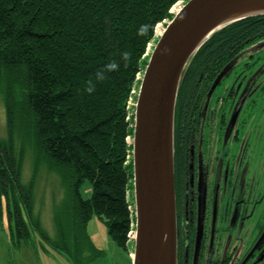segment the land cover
Wrapping results in <instances>:
<instances>
[{"label": "trees", "instance_id": "16d2710c", "mask_svg": "<svg viewBox=\"0 0 264 264\" xmlns=\"http://www.w3.org/2000/svg\"><path fill=\"white\" fill-rule=\"evenodd\" d=\"M178 1L0 0V98L6 113V137L0 139V221L5 216L16 243L34 230L73 264L89 263L103 255L85 230L94 215L131 264L130 101L156 26L171 18ZM262 37L264 15H257L227 25L203 43L180 82L174 141L180 91L191 65L202 54L211 55L212 47L241 48ZM112 62L118 67L107 70ZM98 72L104 79L96 78ZM22 128L30 129L34 148L66 188V204L52 220L55 238L41 228L32 213L30 189L20 183L23 153L14 148V133ZM83 179L92 187L89 199L79 193Z\"/></svg>", "mask_w": 264, "mask_h": 264}, {"label": "flooded vegetation", "instance_id": "af4514ba", "mask_svg": "<svg viewBox=\"0 0 264 264\" xmlns=\"http://www.w3.org/2000/svg\"><path fill=\"white\" fill-rule=\"evenodd\" d=\"M211 50L180 91L176 264H264V130L250 126L264 100V37Z\"/></svg>", "mask_w": 264, "mask_h": 264}, {"label": "water", "instance_id": "95a60500", "mask_svg": "<svg viewBox=\"0 0 264 264\" xmlns=\"http://www.w3.org/2000/svg\"><path fill=\"white\" fill-rule=\"evenodd\" d=\"M263 4L264 0H185L149 50L138 77L129 141L134 217L131 264H176L173 130L180 82L206 40L235 21L264 15V9H251Z\"/></svg>", "mask_w": 264, "mask_h": 264}, {"label": "rangeland", "instance_id": "374dc122", "mask_svg": "<svg viewBox=\"0 0 264 264\" xmlns=\"http://www.w3.org/2000/svg\"><path fill=\"white\" fill-rule=\"evenodd\" d=\"M185 0H182V3ZM180 4V3H179ZM179 7V6H178ZM174 6L171 14L178 8ZM169 19L157 24L155 38L149 43L147 53L160 34V29ZM264 71V63L260 66ZM262 71V72H263ZM139 77V76H138ZM264 77V74L262 75ZM138 85L134 88L137 92ZM135 96H133L134 98ZM135 100V99H134ZM134 100L130 101L133 107ZM250 126L253 125L264 130V100L260 101L253 111H250ZM6 137V113L0 98V139ZM130 141V139H129ZM35 139L30 129L22 128L14 133V148L23 153L20 170V183L30 189L32 199V213L39 219L41 228L51 237L55 238L56 230L53 225V216L61 210L67 201L66 188L60 176L49 170L48 163L43 155L34 148ZM79 193L83 199H89L92 187L88 179H83L79 186ZM131 195V193H130ZM131 203L133 198L129 196ZM133 206V204H132ZM24 211V210H23ZM86 233L93 245L102 251L103 255L86 264H129L126 252L118 247L107 233L102 219L92 216L86 223ZM133 229L130 232V246L133 249ZM131 252L128 254L131 258ZM0 264H73L62 252L50 246L36 231H30L27 240L14 241L10 235L6 218L0 221Z\"/></svg>", "mask_w": 264, "mask_h": 264}, {"label": "clouds", "instance_id": "9594fccd", "mask_svg": "<svg viewBox=\"0 0 264 264\" xmlns=\"http://www.w3.org/2000/svg\"><path fill=\"white\" fill-rule=\"evenodd\" d=\"M142 27H143V26H142ZM123 55H124L125 57H127V56H128V53L125 52V53H123ZM117 67H118V65H117L115 62H112V63H109V64L106 65V69H107V70H115ZM96 78H97L98 80H102V79H104V73H103V72H98V73L96 74ZM93 90H94L93 87H88V89H87L88 92H92Z\"/></svg>", "mask_w": 264, "mask_h": 264}, {"label": "bare ground", "instance_id": "6f19581e", "mask_svg": "<svg viewBox=\"0 0 264 264\" xmlns=\"http://www.w3.org/2000/svg\"><path fill=\"white\" fill-rule=\"evenodd\" d=\"M178 9V8H177ZM177 9H174L175 11L177 10ZM251 9H253V10H259V9H264V4L263 5H258V6H254V7H252ZM238 13H240V12H237V13H235V14H238ZM232 15H234V14H232ZM226 20H229V19H226ZM226 21H224L223 23H225ZM222 23V24H223ZM221 24V25H222ZM161 30L162 29H160V32H161ZM158 32H159V29H158Z\"/></svg>", "mask_w": 264, "mask_h": 264}, {"label": "built area", "instance_id": "2783aa9c", "mask_svg": "<svg viewBox=\"0 0 264 264\" xmlns=\"http://www.w3.org/2000/svg\"><path fill=\"white\" fill-rule=\"evenodd\" d=\"M180 3V4H179ZM182 4V0H179L175 5L180 6ZM174 8V7H173ZM173 8L171 10H173Z\"/></svg>", "mask_w": 264, "mask_h": 264}, {"label": "crops", "instance_id": "0c3cea01", "mask_svg": "<svg viewBox=\"0 0 264 264\" xmlns=\"http://www.w3.org/2000/svg\"><path fill=\"white\" fill-rule=\"evenodd\" d=\"M130 252L132 251L131 248H129Z\"/></svg>", "mask_w": 264, "mask_h": 264}]
</instances>
